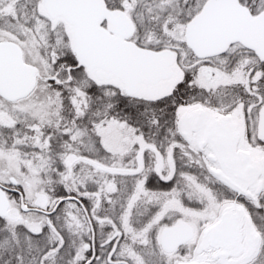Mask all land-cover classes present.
Listing matches in <instances>:
<instances>
[{"label":"rangeland","instance_id":"rangeland-1","mask_svg":"<svg viewBox=\"0 0 264 264\" xmlns=\"http://www.w3.org/2000/svg\"><path fill=\"white\" fill-rule=\"evenodd\" d=\"M203 1L190 2L192 4L189 7L191 8L189 11L190 17L197 12ZM252 1L254 3L252 4L253 8L256 10L252 14L256 15L264 11V0ZM180 7L182 6H179L175 0H136L132 11L135 13L134 18L138 21V26H136V36L134 35L132 39L136 42L140 39V45L151 47L159 43L162 35H168L170 32L174 33L176 29L184 31L185 24L182 25L181 23L178 25L177 21L171 17L174 11L179 12L178 9H181ZM167 11L171 13L166 15L165 12ZM160 19L163 25H157V21ZM151 24H153V29H151ZM174 25L178 27L174 28ZM73 29V26L63 16H50L44 8L43 0H0V40L16 41L23 50L24 60L29 64L35 65L38 70L37 84L30 96L12 103L0 97V181L11 184V177H16L18 181L23 183L21 189L23 192L25 191L24 198L26 203L30 206L34 205L47 210L52 208L55 200L42 195V186H39L46 180L44 173H39V170L37 171L34 168L35 164L28 162L27 158L18 157L17 154H14L8 147V141L12 140V136L15 138L18 136L17 138L19 139L22 130L20 125L26 124L28 128L29 125L27 123L31 122L29 120L33 121L37 117L38 122L42 121L41 115L38 116L35 111L37 113H45L54 106L62 104V101L59 100L54 101L53 105L50 104L52 103V94L48 88L55 81L61 83L70 78L71 67L62 58L66 52L73 51ZM159 29L161 33L157 34ZM235 47L236 45L231 48L235 49ZM162 48H171V46L163 44L160 49ZM182 52L183 58L189 55L187 51ZM248 64V61H246L242 67ZM171 67L176 73L174 77L179 75L180 68L176 66L175 60ZM199 67L201 68V74L199 85L196 86V89L200 91L207 89L206 86L208 85L206 84L214 85L220 80L225 83H242L245 81V75H248L242 67H240L241 71L233 72L230 75H224L209 62H202ZM85 71L87 72L86 78L88 76L92 82L98 80L104 82L119 81L115 76L102 69L88 71L85 68ZM171 79L173 80V78L169 80ZM162 84L155 86L142 85V87L144 86V91L152 92L156 91V89L161 90ZM81 95L82 93L77 92L74 94V98H77L80 102L82 99ZM209 98L210 96H208ZM263 102L264 99L261 100V103L255 109L247 110L248 105L244 102H235L222 96L219 102L221 109L219 110L210 111L205 105L202 106V103L192 107L190 105L196 103L188 104L187 107H189L187 109L202 107L214 115H231V122L236 131L240 133L238 146L251 151L253 154L258 152L264 154V142L257 138L258 110ZM209 108L212 109L211 107ZM47 115H44V117H49L47 119L56 118L54 115L52 118L51 115ZM210 120V115L206 113L203 125L195 132V135L190 131L191 135L198 138V145L202 140L205 126ZM68 128L69 126L66 129L68 130ZM175 129L177 133L176 139L178 140L177 145L172 144L168 149L166 141L160 144L161 146L146 147L144 136L133 129L119 127L111 122H104L100 126L99 131H102L103 134L101 136L106 141L105 147L112 155L119 153L120 156H127L136 144L142 143L141 153L143 161L146 163L149 161L151 163L154 162V169L158 170L162 179L168 181L175 178V181H172L171 186L173 189L171 191H162L161 195L154 198V200L158 199L154 202L155 205L151 209H148L146 204H143L144 208L139 205H128L129 208L125 210L121 208L119 211L112 210L111 212H100L98 207L91 208L89 214L91 220L97 226L98 235H101V231L98 229L100 226L97 225L99 220L101 222H109V219H112L113 222H117L122 232L118 233V239L121 238V243L118 244V239L115 242L119 250L114 257H123L124 249L122 248L127 246L123 240L128 242L131 237V242L133 240L137 241V243L138 241H146L151 244L156 242L159 246L161 227L187 219L194 223L197 227L196 232H199L203 227L206 228L215 223L220 217L222 209L227 204L232 205L237 201L238 205L244 204L243 206L248 209L257 230L262 236L263 247L259 259V263H261L262 259H264V193L258 202L236 197L237 195L232 189L221 183L211 173V168H217L218 165L209 159L207 146L204 147V150H201L197 142L193 140V137L191 139L185 138L179 126V119H177ZM33 130L32 128L27 129L28 132ZM81 136V133L77 132L74 133L73 138L77 139ZM144 179L135 180V184L138 181L144 182ZM37 185L38 188L35 187ZM132 198L129 199L130 202ZM10 202L9 214L0 219V264H64V262H58L60 260L59 250L57 249L59 235L53 233V231L56 232L54 222L59 216L61 224L66 219L71 224L67 228L68 237L70 238L68 247H72L76 243L77 249L81 248L79 253H76L74 249L69 250L71 255L67 257L65 264H82L89 256L85 250V245L89 242L90 237L88 221L85 214L84 221L82 215L70 203L63 202L58 212L46 215L36 211L23 212L20 209L19 198L15 194L10 195ZM36 202L38 204H35ZM132 211H136L135 214ZM102 217H107V219L103 220ZM119 220L120 223H118ZM43 226L46 228L40 230ZM70 227L77 229V239L71 234L72 228ZM135 227H139V229ZM29 231H40L41 234L39 235L44 237L42 243L34 242L33 238H31L33 234ZM79 231H81L82 235L78 234ZM103 239L99 237V244L104 241ZM111 246L113 244L110 243L104 249L101 248L100 252L108 250ZM73 256L76 257V260H73ZM97 264H106L102 256Z\"/></svg>","mask_w":264,"mask_h":264},{"label":"trees","instance_id":"trees-1","mask_svg":"<svg viewBox=\"0 0 264 264\" xmlns=\"http://www.w3.org/2000/svg\"><path fill=\"white\" fill-rule=\"evenodd\" d=\"M175 1L182 7L178 9L179 12L174 11L171 17L178 25L181 23L184 25L190 18L189 7L192 5L190 2L199 0ZM241 1L251 12L256 11L252 0ZM135 2L136 0H111L110 5L122 7L138 26V21L134 18L135 13L132 11ZM170 13L165 12L166 15ZM160 24L161 19L157 21V25ZM152 26L153 24L151 29L154 28ZM177 27L174 25V28ZM159 33L160 29L157 31V34ZM137 42L141 43V40L138 39ZM163 44H169L175 51V64L180 68L179 75L173 77V80H162L156 84L163 83L161 90L144 91V86H141L138 92L131 95L123 93L119 81H90L88 76V79L86 78L85 67L75 61L73 51L64 54L63 61L71 67L70 78L61 83L55 81L48 88L52 94L50 104L53 105L57 100L62 101V104L45 113L35 111L38 116L43 117L40 116L41 122H38V117L33 121L29 120L31 122L27 123L28 128L34 130L28 132L26 124H22L19 139L18 136L16 138L12 136V140L8 141V147L14 154L27 158L28 162L35 164L34 168L39 170V173H44L46 180L44 179L39 186H42V195L55 201L64 195H76L81 198L88 211L95 207H98L100 212L119 211L121 208L124 210L129 208L128 205H139L144 208L143 204L151 209L158 199L154 200L156 196L161 195L162 191L173 189L171 185L175 178L168 181L162 179L158 170L154 169V162L143 161L142 143L136 144L127 156H120L119 153L112 155L105 147L106 141L101 136L102 131H99L104 122L141 133L146 147L161 146L160 144L166 141L169 149L172 144L177 145L175 128L178 115L189 107L188 104L196 103L190 105L192 107L202 103V106L205 105L210 111L219 110L221 109L219 102L223 96L235 102H244L248 105L247 110H253L264 99V62H260L252 51L241 45H236L235 49L231 48L222 55L198 59L186 47L183 31L180 29L162 35L159 43L151 47L160 49ZM182 51H187L189 55L183 58ZM246 61L249 64L242 67ZM202 62H209L224 75L241 71L243 68L248 75H245V81L242 83H225L220 80L214 85L206 84L207 89L200 91L196 86L199 85L201 74L199 64ZM77 92L82 93L80 102L74 98ZM46 114L51 115V118L54 115L56 118L47 119L49 117H44ZM77 132L82 136L74 139L73 135ZM143 179L144 182L138 181L135 184V180ZM18 184L23 187L21 181H18ZM38 185L35 187L38 188ZM66 202L70 203L85 221L82 207L75 201ZM59 210L60 207L56 212ZM106 219L107 217L103 218ZM109 220V222L99 220L98 229L101 234L117 237L118 233L122 232L121 227L112 219ZM54 223L56 232L53 233L59 235V226L62 225L60 216Z\"/></svg>","mask_w":264,"mask_h":264},{"label":"water","instance_id":"water-1","mask_svg":"<svg viewBox=\"0 0 264 264\" xmlns=\"http://www.w3.org/2000/svg\"><path fill=\"white\" fill-rule=\"evenodd\" d=\"M50 16L61 15L74 32L73 55L88 71L102 69L123 84V93L131 95L141 84L153 85L171 78L175 71L171 64L175 53L170 48L154 49L141 46L132 39L135 25L122 9L109 8L105 0H43ZM184 39L187 48L198 58L205 59L226 53L234 44L252 51L264 62V11L253 15L240 0H205L200 9L186 22ZM38 70L24 60L20 45L12 40H0V95L8 101L27 97L36 87ZM208 113L202 140L197 132ZM231 115H214L202 107L182 112L179 126L185 138L197 142L199 149L207 146L209 159L217 163L211 173L238 194L254 197L264 188V156L240 148V133L233 126ZM257 137L264 141V103L258 111ZM12 185L17 179L11 177ZM8 192L18 193L20 209L53 214L65 201H76L90 223L94 248L95 230L88 209L80 197H60L51 209L25 203L23 192L0 182V216L9 214ZM193 237V227L181 222L167 227L161 235L162 245L173 249ZM261 241L259 232L242 205L227 204L218 220L204 230L201 248L213 249V260H224L229 255H247L256 250ZM244 255V256H247ZM243 256V257H244ZM94 254L84 263L90 264ZM182 264V263H181ZM185 264H206L194 261Z\"/></svg>","mask_w":264,"mask_h":264},{"label":"flooded vegetation","instance_id":"flooded-vegetation-1","mask_svg":"<svg viewBox=\"0 0 264 264\" xmlns=\"http://www.w3.org/2000/svg\"><path fill=\"white\" fill-rule=\"evenodd\" d=\"M110 1L111 0H106L108 7L122 9V7L111 6ZM1 98L4 99L3 97H1ZM4 100L7 101L6 99H4ZM256 155L264 156V154L259 153V152L256 153ZM0 182L3 184H8L7 182H2V181H0ZM17 186L20 187L19 184ZM235 193L237 195L236 197H238V198L240 197V198H244V199H251L254 202H256V201L258 202V200H260L263 196L264 188L261 192L256 193L254 195V197H250V196L244 195V194H238L236 191H235ZM12 194L17 195L19 198V195L17 193L8 192L9 197ZM239 202H240V200H239ZM234 204H237V201H235ZM239 205H241V204H239ZM243 207H244L245 211L247 212V214L249 215L251 221L253 222L254 228L257 230V227L254 224V220H253L252 215L249 213L248 209L245 206H243ZM132 212H133V214H135L136 211H132ZM0 219H2L1 216H0ZM133 219H134V216H133ZM66 222H67V224L69 223L67 219L64 220L62 222V226L59 229V243H58L59 244L58 245L59 256H60L59 262H64V264L67 260V257L71 255L69 250L74 249L76 251V253H79L81 251V248L79 250L77 249L76 243L72 247L71 246L68 247V242H69L70 238L68 237L67 228H69V225H67ZM93 222L94 221H92V223ZM180 222H186V223L192 225L193 237L187 241L182 242L181 244L177 245L173 249L165 248L162 245V241H161V235H162L163 230L167 227L174 226ZM63 223H64V225H63ZM93 225H94V229H95L94 248L92 245V235H91L92 232H91L89 222H88V227H89L90 237H89V242L85 245V250L87 252V255H89L88 257L90 258L92 256V254H94V259L90 264H97L98 260L99 259L101 260V256H102V259L105 260L106 264H181V263L185 264V263H191L194 261H203V262H206V264H264V259H262L261 263H259V259H260L261 253H262L263 242H262V236L258 230L257 231L260 234L261 241H260V244L256 250L252 251L248 255L244 251H242L239 254V256L229 255L228 258H225L224 260H221V262H220L219 259L213 260V258H212V255L214 253L213 249L209 248V250H208V248L204 249V248L200 247V246H202V243H203L202 242V235L204 234L205 227H203L199 232H196L197 227L194 225V223H192L190 220H187V219L179 221L177 223H172V224H168V225L161 227L160 228V235H159V246L157 245L156 242H155V244L154 243L151 244L150 242H146V241L145 242H143V241L139 242L138 241V243H137V241L133 240L131 242V237H130V241H128V242L123 240V242L127 245L125 248H122V249H124L123 257H114L115 253H118V250H119L118 246L115 245V242L117 241L118 236L117 237L116 236L110 237L109 234H105V233L98 235L97 226L95 225V223H93ZM45 228L46 227L43 226L42 228H40V230L41 229L44 230ZM70 228H72L71 234H73L74 238L77 239L78 238L77 237V231H76L77 229H74L73 227H70ZM108 229H109V227H108ZM29 232L33 234V236L31 238H33L34 242H38V244L42 243L44 237L42 235H39V234H41L40 231L39 232L29 231ZM78 234H81V231H79ZM99 237L104 238L103 239L104 241H102L100 244L98 242ZM120 239H118V244L121 243ZM126 240H128V239L126 238ZM110 243L113 244V246H111L106 251L100 252L101 248L104 249L105 246L109 245ZM156 251H157V253H155ZM99 253H101V254H99ZM244 255H247V256H244ZM75 256H73V260H76ZM88 257L82 262V264H84L89 259Z\"/></svg>","mask_w":264,"mask_h":264}]
</instances>
